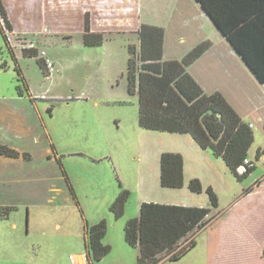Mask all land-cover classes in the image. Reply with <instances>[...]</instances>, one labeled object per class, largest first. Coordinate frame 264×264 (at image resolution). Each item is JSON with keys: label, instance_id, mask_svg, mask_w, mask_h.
<instances>
[{"label": "rangeland", "instance_id": "rangeland-1", "mask_svg": "<svg viewBox=\"0 0 264 264\" xmlns=\"http://www.w3.org/2000/svg\"><path fill=\"white\" fill-rule=\"evenodd\" d=\"M179 3L135 0V20L165 30L168 57L181 59L186 47H191L189 51L201 40H209V48L214 50L203 61V70L241 60L222 49V40L229 46L226 39L210 19L199 17L200 9L181 2L180 10ZM9 5L17 19L20 10H13L14 0ZM61 5L60 0H54L53 10L60 11ZM68 16L63 20L56 14L58 23L45 24L47 32L42 31L39 47L35 37L38 50L54 63L50 74L38 65L37 60L42 63L38 51L35 56H23L17 46L18 41H25L18 35H33H14L8 30L11 40L5 34V41L0 32V97L18 96V86L24 98L30 93L43 95L36 104L51 133V142L38 133L39 140L28 146L34 158L32 167H37L32 172L36 178L26 185L31 186L28 192L26 187L22 189L28 198H18L13 205L16 209L0 218V264H138V248L127 243L124 229L129 219L138 217L142 202L211 208L210 222L180 241L174 251L186 247L191 238L194 247L176 260L160 254L157 264H264V258L250 255L240 246L237 234L228 230L235 221L230 211L234 202L254 179L264 177V126L257 114L246 113V108L255 106L254 99L252 103L242 101L239 110L242 119L252 123L253 141L247 155L258 170L238 179L221 156L201 148L189 133L139 125L137 95L127 90L128 46L133 44L138 49L139 36L129 23L123 24L118 16L110 19L106 30L101 31L103 43L85 45L82 16L76 9ZM225 77H221L223 82L230 80ZM248 88L256 102L264 97L258 87L259 92ZM47 147L52 150L50 162L41 160ZM163 152H177L183 157L184 181L179 188L160 184ZM193 178L200 180L201 192L189 190L188 182ZM50 183L59 188L49 191ZM208 187L217 197L216 207L210 205ZM123 190L127 191L123 213L115 217L110 205ZM250 218L255 215L250 214ZM100 220L106 222L102 243L110 249L96 261L86 258L85 227Z\"/></svg>", "mask_w": 264, "mask_h": 264}, {"label": "trees", "instance_id": "trees-1", "mask_svg": "<svg viewBox=\"0 0 264 264\" xmlns=\"http://www.w3.org/2000/svg\"><path fill=\"white\" fill-rule=\"evenodd\" d=\"M195 1L255 77L264 83V0ZM4 28L12 30L13 26L0 0V32L6 41ZM138 36V49L133 44L128 46L127 90L129 94L137 95L139 125L151 130L189 133L201 148L221 156L238 179L248 176L255 169L252 160L253 165L246 166L243 172L240 173L238 168L248 158L247 151L253 141L251 126L220 92L206 93L187 71V66L201 56L211 42H199L180 60H164L162 27L142 23ZM103 41L101 32L90 30L86 14L84 44L100 45ZM35 55V50L23 52V56ZM37 62L43 68V64ZM15 70L20 75V69L15 67ZM19 80L22 81V77ZM0 154L16 157L19 152L0 143ZM23 156L30 157L25 152ZM159 165L162 187L179 188L183 185V157L180 153L163 152ZM64 172L62 169L69 186ZM188 188L192 192H201L200 180L191 179ZM206 192L210 205L216 207L217 197L212 188L208 187ZM126 197L127 191L123 190L110 205L115 217L122 215ZM13 209V206H0V218L7 217ZM210 212L209 207L142 202L138 217L129 219L125 225V239L129 245L138 248V264H157L163 253L169 254L168 259L176 260L194 247L191 238L186 247L174 251L179 242L202 229L210 221ZM105 233V220L86 225L85 241L91 259L98 261L109 252V246L102 243Z\"/></svg>", "mask_w": 264, "mask_h": 264}, {"label": "crops", "instance_id": "crops-1", "mask_svg": "<svg viewBox=\"0 0 264 264\" xmlns=\"http://www.w3.org/2000/svg\"><path fill=\"white\" fill-rule=\"evenodd\" d=\"M2 1L8 11L7 14L9 15V21L13 26L12 34L26 35L28 33L33 35L34 38L37 35L39 38L38 47L40 46L39 44H41L40 36L44 35L42 33V29L44 27L47 28L45 24L48 22L52 23L53 21H55L54 23H58L55 18L56 14H61V18L64 20V18L70 17L68 16V13L69 15H72V12L75 11V9L78 10V13L82 16V34L84 31V20L86 14L89 16V26L92 32H101L106 30L108 26L106 21L117 16L120 17L123 24L128 25L129 23L132 30L137 31V33L140 25L142 24L135 20V0H60L62 4L60 11L53 10L54 0H14V6H12L13 10L16 8L20 10L19 17L17 19L13 18V13L10 11V0ZM181 2L186 5H191L193 8L200 9L198 15L203 20L205 18L208 20L210 19L202 10L199 3L195 0H180V3L178 4L180 10H182L180 7ZM181 22L180 16L179 26ZM18 36L25 40L32 38L28 37V35L25 36V38H22V35ZM224 39L226 38L224 37ZM222 43L224 45L222 49L228 51L230 56L234 58L233 55H238L228 41L227 43L230 48L225 42H223V40ZM166 45V35L164 30L163 59L179 60L180 58L178 57H168L166 55ZM189 48L191 47L185 48L186 50L182 56H184L185 52H187ZM213 50L214 49L212 47L209 48L192 64H190V66L187 67L188 73L199 83L206 93L220 92L241 118L242 116L239 108H242V106L239 104H242V101L245 103L250 101V103H252L254 99L252 104L255 103V106L251 105L246 108L248 109L246 113L254 112L257 114L256 116L261 119L264 126V97L261 98L260 96V99L258 100L259 102H256L254 93L250 88H248L249 85V87H251L255 92H259L257 91L258 87L264 96V83H261L255 77L239 55L238 56L241 60H237L235 64L228 63L225 66L217 65V68L214 69L208 67L212 71H208L206 67L203 70V61ZM225 75L227 78H230V80L223 82L221 77ZM212 76H215V79ZM25 83L28 88L26 90L30 92L27 82ZM249 96L252 98L249 99ZM42 98H44L43 95L38 97L32 95L31 93L28 98H24L22 92H20V94L18 93V96L0 97V143L5 144L19 152V155L16 157L0 154V206L2 207L13 206L15 204L14 202L22 196L28 198V196L24 195L22 189L23 187H26V192L29 191V187L31 186L26 185H30L32 183V179L36 178V175L32 174V172L37 169V167H32L34 158L32 153L29 151L30 149L28 146L33 145V143L39 140L37 137L38 133H41V135L49 138V142H51V133L48 131L44 121L39 117L40 113L36 104V100ZM246 123L252 125L251 122ZM24 152L28 153L30 157L25 158L23 156ZM51 152L52 150L47 147L44 153L45 158H41V160L45 162L52 161L53 158ZM248 159L252 160L249 156ZM253 163L255 165L254 170L257 171L258 165L254 161ZM262 177L256 180L254 177L252 185L247 188V191H244L239 196V199L234 202L230 208V211H232L231 213L235 216V221L232 228L228 230H233L234 236L237 234L240 246L243 247L250 255L264 258V177ZM59 184H61L60 180ZM58 188V185L55 183H50L48 190L55 191ZM25 203L28 202L26 201ZM13 207L16 209L15 206ZM252 213L253 216L255 215V218L253 219L250 218V214ZM11 226L15 227V224L12 223ZM58 226L59 225L56 224V227ZM84 246L86 250V258H90L86 242Z\"/></svg>", "mask_w": 264, "mask_h": 264}, {"label": "built area", "instance_id": "built-area-1", "mask_svg": "<svg viewBox=\"0 0 264 264\" xmlns=\"http://www.w3.org/2000/svg\"><path fill=\"white\" fill-rule=\"evenodd\" d=\"M5 29V28H4ZM42 31H46L47 29L44 27L42 29ZM5 34L8 35V40H11L9 37V31L8 29H5ZM12 34V32H10ZM17 46L19 47V49L21 51H28V50H35L36 52L38 51L40 58L42 59V64H43V68L46 70L47 74H50L54 71V63L53 61L46 56L45 52L43 50H38V47L36 46V39L34 37L25 40V41H18ZM251 126V124H249ZM253 163L251 160H249L248 158L244 159V163L243 165H241L238 168V171L241 173L245 170L246 166H252Z\"/></svg>", "mask_w": 264, "mask_h": 264}]
</instances>
